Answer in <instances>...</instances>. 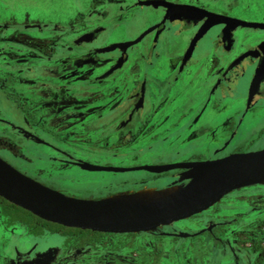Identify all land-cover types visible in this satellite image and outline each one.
<instances>
[{
	"label": "flooded vegetation",
	"instance_id": "obj_1",
	"mask_svg": "<svg viewBox=\"0 0 264 264\" xmlns=\"http://www.w3.org/2000/svg\"><path fill=\"white\" fill-rule=\"evenodd\" d=\"M146 1L78 0L77 15L62 21L41 18L20 0H0L2 159L68 196L100 199L186 184L187 168L93 170L85 162L139 167L264 149V28L228 32L226 22L217 23L189 52L207 16L171 18L167 6ZM166 1L264 22L245 0ZM135 19L141 22L133 27ZM3 199L0 264H264V219L256 225L247 218L264 212L260 183L140 232L83 229L37 215L31 226L8 224ZM201 238L211 248L203 259Z\"/></svg>",
	"mask_w": 264,
	"mask_h": 264
},
{
	"label": "water",
	"instance_id": "obj_2",
	"mask_svg": "<svg viewBox=\"0 0 264 264\" xmlns=\"http://www.w3.org/2000/svg\"><path fill=\"white\" fill-rule=\"evenodd\" d=\"M146 3L167 6L171 18L191 20L207 16L206 22L197 31L189 52L196 41L217 23L226 22L225 31L228 32L239 25L264 28V22L229 17L188 4L166 0H147ZM133 42L135 41L126 42L125 45ZM259 71L256 80L259 78ZM251 91L253 92V85ZM82 166L93 170L148 169L155 172L186 167L187 171L181 180L188 178L189 181L181 184L182 191L170 199L144 205H128L112 202L108 197L87 199L68 196L23 174L0 157V196L43 219L66 226L105 232H140L187 219L210 208L235 189L264 183V149L197 162L139 167L101 166L85 162ZM179 235L187 236L188 233Z\"/></svg>",
	"mask_w": 264,
	"mask_h": 264
},
{
	"label": "rangeland",
	"instance_id": "obj_3",
	"mask_svg": "<svg viewBox=\"0 0 264 264\" xmlns=\"http://www.w3.org/2000/svg\"><path fill=\"white\" fill-rule=\"evenodd\" d=\"M75 1L78 0H20L21 4L25 7H33L34 8V13L37 16H40L41 18H51V19H57V20H62L66 21L69 19V17L75 16L78 13V6L76 5ZM108 0H104V2H107ZM246 1V0H245ZM247 8H251L252 10L255 9L256 11L263 10L264 9V0H247L245 5ZM78 8V9H77ZM139 20H134L132 26L134 27L135 25L139 24L141 21ZM175 28H179V25L176 24L174 25ZM97 174V173H96ZM99 175V174H98ZM108 181V180H107ZM106 179L104 181H98V182H93L89 181L87 182L86 187H90L89 185H100L103 183H107ZM264 185V183H260ZM84 188V189H85ZM247 218L249 222L256 223V225L260 224L261 222L259 219H264V212H260L257 214H248ZM264 227V225H263ZM2 237V227H1V222H0V241ZM7 243L10 242V239L6 240ZM205 239H198L197 240V253L201 255V259L205 258L206 256L210 255L211 248L209 244H207ZM200 246V251L198 252ZM262 246V245H261ZM190 254V253H189ZM184 255L181 259L177 257L178 261H184L185 259Z\"/></svg>",
	"mask_w": 264,
	"mask_h": 264
},
{
	"label": "bare ground",
	"instance_id": "obj_4",
	"mask_svg": "<svg viewBox=\"0 0 264 264\" xmlns=\"http://www.w3.org/2000/svg\"><path fill=\"white\" fill-rule=\"evenodd\" d=\"M181 184L157 188L155 186H145L139 189H134L127 192L113 194L108 197V200L128 205H144L147 203H155L162 200H167L182 191Z\"/></svg>",
	"mask_w": 264,
	"mask_h": 264
},
{
	"label": "trees",
	"instance_id": "obj_5",
	"mask_svg": "<svg viewBox=\"0 0 264 264\" xmlns=\"http://www.w3.org/2000/svg\"><path fill=\"white\" fill-rule=\"evenodd\" d=\"M2 212L5 215L6 222L8 224H14V223H22V224H28L33 225L37 219H40L33 213H31L29 210L15 205L14 203H11L10 201L3 199L2 204ZM51 228H56L57 224L48 222ZM70 229V228H68Z\"/></svg>",
	"mask_w": 264,
	"mask_h": 264
},
{
	"label": "crops",
	"instance_id": "obj_6",
	"mask_svg": "<svg viewBox=\"0 0 264 264\" xmlns=\"http://www.w3.org/2000/svg\"><path fill=\"white\" fill-rule=\"evenodd\" d=\"M246 3V1H244ZM254 14L258 15L260 18H263L264 17V9L259 11L257 10Z\"/></svg>",
	"mask_w": 264,
	"mask_h": 264
}]
</instances>
